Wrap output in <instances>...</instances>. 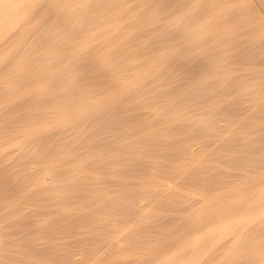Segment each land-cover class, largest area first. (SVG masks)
I'll return each instance as SVG.
<instances>
[{
    "label": "bare ground",
    "instance_id": "1",
    "mask_svg": "<svg viewBox=\"0 0 264 264\" xmlns=\"http://www.w3.org/2000/svg\"><path fill=\"white\" fill-rule=\"evenodd\" d=\"M124 1L125 0H0V52L4 50L9 52L11 49L10 51L14 53V49H17L20 44L24 45V53L21 51V47L18 48L20 49V51H18V56H15L13 59L9 57L11 59H8L10 62L0 69L1 81L7 83L12 81L10 84L13 87L20 83L19 86L21 87L22 82H25V86L23 87L27 88L31 85L29 83L35 82L34 85L39 86L34 87L32 90L36 91L40 88V92L43 86L42 88H45V91L49 89V91H47L50 93V90L56 89L55 85L67 70L66 60L73 59V57L76 59V56H82V53L85 55L89 54L95 50V47H99V51L101 54L103 53V55L99 54L100 57L93 58L90 62L85 61L84 65L89 66L91 69H88L93 71L94 74L96 71V74L89 76V74L91 75L89 70L88 72L90 73H88L87 77L85 79L83 78L84 80L80 79L79 77L85 75L87 71L85 69L82 71L84 66L82 69H78L79 66H77L76 73L79 72L78 77H75V79L69 77L71 81L68 82L71 83L67 86L68 89H66L67 91L65 93L57 94V92L62 91L63 85L66 86L68 82L65 84L62 83L63 85L58 84L57 86L62 88L61 90H59V88L58 91L56 90V94L58 95L56 97L62 98L63 95L65 97L66 94H74L78 95L80 100L86 101L87 98H89L87 94H89L88 92L90 91H85L84 89L87 90L90 87H94L95 84L101 83L100 80H103V78H106L105 81L103 80V82H105L104 84H106V81L108 84L107 87L106 85L104 87L106 88L104 89L105 94L103 93L104 97H97L98 94L96 93L95 105L89 106L88 103L82 105L83 107L76 111L78 112L76 115L77 120L76 117H74V120H76L74 122L75 138L72 143L80 144H75L76 146L74 144L72 146L71 144L66 145L65 148L67 149L65 150L70 152L72 149V153H74L82 144L85 145V148L87 146V150L84 148V145H82L81 148L85 150H82V152L79 150L80 152L74 153L73 157L66 158L65 155L64 157L63 155L60 156V159L57 157V162H63L57 166L51 164L52 167L49 165L50 162L52 163V160L56 164L59 163L55 161L54 157L50 162L48 159L46 160V155H49L52 150L49 153L45 151L46 154L42 161H46V164L44 163V165L40 167L37 166L38 168L36 167L35 170H31L30 173H28L29 177L27 176L28 178L26 184H24V188L14 191L17 198L15 194H7V196L5 194L3 198L6 197L8 199L10 196H14L16 200H23L27 203L36 201L35 203L38 204L37 206H40L39 212L41 214L49 213L52 209H58V211L62 210L61 212L59 211L61 216L59 215L60 217L58 220L63 221L67 226L72 225L71 220L68 218L70 217L67 213L68 211L66 212L65 210L67 204L66 200L68 198L84 200L98 196V203L95 202L96 205L100 203L98 206L101 205L105 208H111L117 207V204H121L117 203L118 197L119 201H121L120 199H122V201L125 199L124 202L121 201L124 204L120 205L122 206L120 208H123L125 213L127 212L128 214V212L135 211V213L141 212L140 215H142V211L145 210V207L151 206L152 204L154 205L155 202L159 201L158 199L160 198L158 196H162V198L166 196L165 199H167L168 196H173L174 200L175 194L177 193L179 195L178 191L176 192L175 190V194L173 193L174 195H172L173 186H171V182H173L174 186L184 183L185 185L189 184L193 188L190 194H196V200L194 199L192 201V198L188 199L187 197V199L183 198V202L181 200H176L179 201V203L181 201L182 204H180V209L175 207L176 209L174 210L176 211L174 212L181 213L180 210L188 211V209L195 207L193 205H196V203H200L201 205H199L201 207L199 208V206H196L199 210L195 208L192 209V211L195 209L196 212H194L193 217L188 214L192 217L189 221L186 222L187 218H184L186 224H181L177 229L178 231L180 230V236L175 239L176 241L174 240L171 242L170 240L169 243L167 242L168 239L166 240L165 237L166 243L163 242L164 240L161 242L165 243L167 247L170 245L171 247L167 248L164 244V246L156 248V250H154L155 255L153 254L152 256L151 254L153 252L150 253L146 250L149 249L153 251L150 242L156 239L150 240L145 236L142 240L147 241H145L146 243L144 242V244L150 245L149 247L151 249L145 248V252L150 253L153 260H155V262L153 260L152 262L155 264H172L173 260L176 258L179 259L178 262L174 261V263L177 262V264H198V262L199 264H205L203 260H207L208 256L206 258L202 250L206 248L209 249L210 247L208 248L207 245L206 248H201L203 245L202 243L200 246L202 250H198L200 248H197V244L199 241L202 242V238L211 234L212 231V237L218 232L217 236L219 239H217V242L221 239L224 240V243L220 241L224 244L223 246H225L223 249H226L229 243L234 240L231 235L241 228H243L244 231L246 229V231L244 233L240 232L243 233L244 236V241H240V243L245 242L247 244L248 240L250 243L252 240L254 242L257 238V236L254 235V231H256V233L264 232V218L255 222V219L259 218V215L261 216V214L264 213V120L258 121L259 123L254 125L255 129L250 130H253L254 133H258L259 131H257V129H259L261 133H258L259 138H255L254 136L256 135L254 134L251 139L240 144L232 143L230 139L221 137L218 138V142L215 138L220 150H234L235 152L237 151V154H239L238 152H244V150L245 152L254 153V155L249 154L252 155L249 159L243 158L245 159L244 162L240 160L242 158L240 156L244 153L239 154L240 156L234 153L228 154L230 156L222 154L228 157L225 159L231 171H228V168H225L226 171L224 168V170H217L214 167L215 165L212 167L210 166V169L214 167L216 170L211 169L210 171L209 165L206 167L204 164L207 160L203 158L199 159V157L197 158L196 153V150H199V147H203L210 137L213 138L218 135L221 128L217 120L220 118L229 123L235 122L241 118L242 120L247 119L249 116L251 117V114L264 115V81L261 82L264 77V68L262 69V67H264V0H132L130 2L126 0V2H129L128 4H130V6ZM132 5L136 7L133 8L131 7ZM130 7L136 10L129 9ZM140 23L141 26H143L142 29L141 27H137L138 29L140 28L139 33L143 30V34H146L144 31H146L147 34L144 40L140 41L138 38L139 41L135 44L134 38H136L135 36L138 37V35L133 36V34H135L133 32H136L134 29L136 28L132 30V27H136V25H140ZM157 33L160 37L157 36ZM243 34H249L251 38L242 40L240 35L244 36ZM140 35L143 36L142 34ZM30 36L34 37H32L33 42L26 40L27 37L29 39ZM77 38L80 39L78 40ZM130 40H132L134 45L132 43V45L130 44L131 46L129 45L131 42ZM68 43L69 46L67 45ZM45 48L49 49L47 51L55 53L51 56L49 52L44 50ZM255 48H257L260 53H258L260 58L258 59L257 57V60H255V55L257 54L254 53ZM42 50L46 51L43 53L44 55H40L39 53ZM37 51L39 52L37 53ZM99 51H94V54L98 55ZM7 52L3 53L4 56L3 54L0 55V62L1 59L3 60V57L8 54ZM19 52H22V55H20ZM251 52L254 53L255 57L253 59L255 61L252 59L253 53L250 54ZM78 59L79 58L76 59V62ZM64 61L66 63H62ZM1 63H4V61ZM38 64L39 66H37ZM259 65L262 66L261 69H259ZM34 67L39 69L37 73H35L36 70H34ZM32 69L35 72H33ZM68 73H70V71H68ZM261 73H263V77ZM65 74V76L68 77V74ZM61 79L60 82L62 81ZM76 79L84 82L86 81V85L84 82L81 84L82 86L85 85L86 88L80 87L77 83L80 81ZM8 87L9 89H6ZM8 87H3V90H11L12 92V89H10L11 86ZM16 88L13 89L16 90ZM27 88L24 90V93L28 92V94H30L31 92L29 91L31 90L29 89L32 87H29V89ZM259 88H261V90H259ZM42 90V94H46ZM21 91L18 93L17 97L24 94ZM5 93L4 91L3 94ZM35 93L36 92H34L33 96ZM91 93L93 92L91 91ZM28 94H25V96L22 95V99ZM89 95L91 96V94ZM4 96H6V94L3 95L2 98H4ZM9 96L8 98L11 100L15 98H11L13 95ZM31 96L28 95L27 97L31 100V98H33V96ZM28 98H26V100ZM48 98L50 97L48 96ZM37 100L41 101V98L38 96ZM8 101L9 104L11 102L12 108L14 101ZM70 101L68 106L72 107L74 103L72 104ZM32 102L35 103L33 100L30 104H32ZM245 102L246 104H244ZM8 103L6 104L8 105ZM64 118L66 119V117ZM262 118L264 117L262 116ZM80 119L83 122H80ZM240 124H243V122H240ZM245 125V127H248L247 123H245ZM253 132L250 133L253 134ZM205 137L207 141H205ZM257 139L262 141L258 146L254 145ZM195 144H197V147L193 149V145L195 146ZM62 146H64V144ZM97 148L98 150H96ZM237 149L242 151H238ZM65 150L63 151L64 153ZM83 151H86V154L83 153ZM226 151L224 154H226ZM249 155L246 154L244 157ZM224 160L222 161L224 162ZM68 165H71L70 169L64 173L62 167ZM50 171L55 172L51 174L52 172L50 173ZM225 177H229L230 179H223ZM231 177H234V179ZM236 177L241 181L239 184L237 183V185L233 184L234 186H231L233 182L239 181V179L237 181ZM223 183H225V185H222ZM191 187L190 189H192ZM111 194L115 196L117 194L116 199L114 196L112 197ZM190 194L187 196L189 197ZM244 194H248V198L245 203H242V200H239L238 197L242 196L245 198ZM236 198L238 202L234 201ZM142 200L143 202H141ZM184 200H187L189 203H186ZM176 201L171 202L175 204ZM239 201L242 203L241 205H239ZM20 202L21 201L17 203ZM114 202H116L115 206L113 204ZM176 204H178V202ZM5 205L9 210L8 213H10V216L12 213L14 216V218L11 216L13 219L10 220L9 223L14 224L16 221L14 220L16 218L14 214L18 212L16 209L19 206L16 208L11 202L5 203ZM156 205H154V207ZM103 207L99 208L103 209ZM54 211L56 212V210ZM113 212L114 214L117 213L115 211ZM197 212L199 213L198 217L196 216L198 215ZM182 213L185 214L184 211ZM73 214L75 215V213ZM16 216H18V213ZM178 217H174V219L172 216L169 217L167 215V217L162 216L159 218L160 220L166 218L165 221H163L164 219L162 220L163 224L169 226L173 221L175 224ZM204 217L209 218L207 220H202ZM123 218L124 221L127 220L125 217ZM112 220V218H105L102 224L104 229L102 228L101 231L104 230L102 234H106L107 237H109V240H107L109 245L113 246L114 244V246L117 247L120 246V243L123 244L122 241H124L126 237L122 233L124 228L122 229V226H117L118 223L116 224L115 220ZM160 220L158 223L155 221L157 223L156 226L154 225L155 223H151L153 227L155 226L158 228L159 225L161 227L162 221ZM179 222L181 223V221ZM100 226L101 225H99V229H101ZM129 226L130 224L127 227L129 228ZM131 229L132 228L129 230ZM166 229H169V227ZM144 230L145 229L141 231ZM123 231L125 233L126 228ZM132 231L133 229L130 231V234ZM153 231L156 232V230ZM98 233L101 232L98 231ZM147 233L149 234V232ZM130 234L126 236L130 237ZM138 234L141 235V233ZM143 234H145V232H143ZM239 237L242 236L239 235L237 238L239 239ZM169 238L171 237L169 236ZM237 238L235 239L237 240ZM91 239L94 243L95 238ZM78 240L80 239L78 238ZM212 242L213 241H211V243ZM233 243H235V240L232 244ZM250 243L247 247L250 245L252 246L253 243ZM40 244L41 243H39V246ZM232 244H230V246ZM104 245H101L103 246L102 248L105 247ZM214 245L211 247H215ZM31 246L33 247V245ZM235 246H239V248L242 247L240 244ZM216 247L221 248L222 246L220 247L218 245ZM235 248L232 253L229 252L231 254L230 256H232L234 252L238 254V250ZM242 248L244 249L246 246ZM242 248H240L239 251L243 253ZM3 249V245L0 242V250ZM43 249L38 248L34 250H36L37 253H42ZM92 249L97 250V248L94 247ZM157 249L161 251L163 249L165 250L159 255L158 253H161V251H157ZM94 250L90 251L94 252ZM138 250L140 249H137V251ZM99 251L100 250H98V252ZM98 252H96L97 255H99ZM208 252L210 251L208 250ZM215 252H217V250ZM250 252H252V250ZM147 253L145 254L146 256ZM205 253L207 254V252ZM221 253L222 252H220V254ZM218 254L219 252L217 255H214L218 256ZM254 254L255 252L253 255ZM243 255L240 254V256ZM235 256H233V258H236ZM261 256V260L263 261L264 254ZM3 257L4 255L2 258ZM203 257L206 259H203ZM200 258H202L201 262L199 261ZM238 259H235L237 263L233 264H244L242 263L244 260L238 263ZM71 260L74 263L76 261H74V259H69V261ZM256 261L258 260H255V262ZM228 262L230 264L232 260L229 259ZM253 262L254 260L250 262V264Z\"/></svg>",
    "mask_w": 264,
    "mask_h": 264
},
{
    "label": "rangeland",
    "instance_id": "2",
    "mask_svg": "<svg viewBox=\"0 0 264 264\" xmlns=\"http://www.w3.org/2000/svg\"><path fill=\"white\" fill-rule=\"evenodd\" d=\"M123 1V0H122ZM128 1V0H127ZM130 1H132V0H129V2ZM136 1V0H135ZM134 1V2H135ZM125 3H129V2H126V0L124 1ZM134 2H133V4H134ZM132 3V2H131ZM135 3H137V2H135ZM129 6H130V4H128ZM131 7H133V5L131 6ZM129 8V9H132V8ZM134 7H136L135 5H134ZM133 7V8H134ZM132 10H134V9H132ZM136 10V9H135ZM134 10V11H135ZM133 11V12H134ZM141 23H143V22H141ZM141 23H140V25H136V27H132V30L134 29V28H136V29H134V31H138L137 33L136 32H133V33H135V34H133V36H135V35H138V37L137 36H135L136 38H134L133 36V38H134V43L136 44V42H138L139 40L141 41V40H144L145 38H146V34H147V32L146 31H144V33H146V34H143V30L139 33V29L137 28V27H141V29H142V26H141ZM233 23V22H232ZM138 24V23H137ZM234 24V23H233ZM227 26V25H226ZM230 26H232V25H230ZM241 32V31H240ZM140 34H142L143 36H141ZM156 34V33H155ZM144 35H145V37H144ZM244 35V34H243ZM252 35V34H251ZM250 35V36H251ZM157 36H159L158 35V33H157ZM254 36V35H253ZM33 37V36H32ZM32 37L30 36L29 37V39H28V37H27V39L26 40H28V41H31V42H33L32 40ZM160 37V36H159ZM159 37H156V38H159ZM31 38V39H30ZM34 38V37H33ZM138 38H139V40H138ZM238 38H239V36H238ZM240 38H242V40L243 39H246V38H251V37H249V34L247 35V34H245L244 36H242V35H240ZM78 39V38H77ZM80 39V38H79ZM78 39V40H79ZM240 40V39H239ZM241 40V41H242ZM73 41V40H72ZM71 41V42H72ZM131 41V42H130ZM130 41H128V42H130L129 43V45L132 43L133 44V42H132V40H130ZM20 44V43H19ZM18 44V45H19ZM127 44V43H126ZM131 44V45H132ZM68 46H69V43L67 44ZM130 45V46H131ZM134 45V44H133ZM24 45L23 44H20V46L18 47V48H20L21 49V51L24 53V47H23ZM128 46V45H127ZM17 48V47H16ZM14 49V51L16 52H14L15 53V55H14V53L13 52H11L9 49H7V50H9V52H7L6 50H4L3 52H0V55H2L4 52H7L6 54V56L5 57H3L4 59L2 60L1 59V62L2 61H4V63H1L0 62V69H2L3 68V66L5 65V64H8V62H10L9 60H11V59H13V58H15V56H18V51H20V49ZM97 47H95V50L94 51H99V47L96 49ZM13 50V49H12ZM44 50H49V49H44ZM44 50H42V51H37V53L39 52L40 53V55H44L43 53H45L46 51H44ZM94 51H92L91 53H89V54H84V53H82L83 55V57L82 56H80V55H78V56H76V59L77 58H79L78 60H77V62H76V59L73 57V59L71 58V59H68V60H66V62H67V70L64 72V74L60 77V79L62 78V77H64V78H62L61 80V82H60V79L58 80V83L55 85L56 87V89L55 90H50V93L48 92L49 91V89H47L46 91L41 87V90L44 92V93H46V94H42V92H41V90H40V92H39V89L40 88H38V90H32L34 87H37V86H39V85H34V83L32 82V83H29V84H31L29 87L31 88V89H29V87L27 88V87H23V86H25V82L23 83L22 82V86L20 87L19 85L21 84H19V85H15L14 87L10 84L11 82H4V81H1L0 82V242L2 243V245H3V250H0V254L2 255H4V257L2 258V256L0 255V264H155V263H153L152 262V260H153V254H154V250H156V248H160V246H164V244L166 243V240L168 239V241L167 242H169L170 240H171V242L172 241H174L175 239H177L178 238V236H180L179 234V232H180V230L178 231L177 229L179 228V226H181V224H183V223H185L184 222V218L186 219V222L187 221H189L194 215V212H196V210H199V208L201 207L200 205V203H196V205H193V206H195V207H192L191 209H188V211L186 210H180L181 211V213H176V212H174V211H176V210H174V209H176V208H178V209H180V204H182V202H183V198H192L191 200L193 201L194 199L196 200V198H197V195L196 194H190V192H192L193 191V188L189 185V184H187V185H185V183L184 184H179V185H173V182H171L170 184H172L171 186H173V188H172V195H174L175 194V191L177 192L178 191V193H179V195L176 193L175 195L176 196H174V200H173V196L171 197V196H168V198L167 199H165L166 198V196L165 197H163L162 198V196H158L160 199H158L159 201L158 202H155V204L154 205H156L155 207H154V205L152 204L151 206H153V207H151V206H147V207H145V210H143L142 211V215H140V213L139 212H136L135 213V211H133V212H128V214H127V212L125 213V210L123 211V208L121 209L120 207H122V206H120L121 204L123 205L124 203H122V202H124V200L125 199H123V201H122V199H120L121 201H119L118 200V197H117V194H116V196L114 195V194H111V196L113 197H115V199H116V197H117V203H121L120 205L119 204H117V207L115 206L116 204V202H114L113 204H114V206L115 207H111V208H113V209H111L110 207L109 208H105V207H103V206H98L99 204H97L96 205V203H98L97 202V200H98V196L97 197H93V198H88V199H84V200H77V199H71V198H68L66 201H67V204H66V208H65V210H66V212L68 213V215L72 218H70V217H68L70 220H71V222H72V225H67L66 226V224H64V222L63 221H59L58 220V218L61 216V214H59L62 210H59L58 211V209H52V210H50L49 211V213H46V214H41L39 211H40V206H37L38 204L37 203H35L36 201H32V202H24L23 200H16V198H17V196H16V194H15V192L14 191H17V189H19L20 190V188L21 189H23L24 188V184H26V181H27V178L29 177L28 175V173H30V171L31 170H35V168L37 167V166H42V165H44V163L46 164V161L44 162V161H42L43 160V158L45 157V154L48 152H50L51 150H52V152L51 153H49V155L47 154L46 155V160L48 159L49 160V162H50V160L51 159H54L55 158V161L57 162V160H58V158L60 157V156H62L63 155V157H64V155L66 156V158H70V157H73V155H74V153H77V152H80L79 150H81V152H82V150H87V146H86V148H85V145L84 144H82V145H84V148L82 149L81 147H82V145H81V147L80 146H78V147H80L79 149L77 148V147H75L76 145H79V144H76V143H72L74 140V138H75V136H74V134H75V131H74V122L77 120V117H76V115H77V113L78 112H76L77 111V109H80V108H82L83 106L82 105H84V104H86V103H88V105L90 106V105H95V100H96V95L98 94V96L97 97H104V89H106V88H104L105 87V85H106V87H107V81H106V84H104L105 82H103V80L105 81V79L103 78V80H100L101 81V83H97V84H95L94 85V87H90V88H88L87 90L86 89H84L85 91H90V92H88L89 94H91V96L89 95V94H87L88 95V97L89 98H87V100L85 101V100H80L79 98H78V95H67L66 94V98L64 97V95L62 96V98H58V97H56V96H58L57 94H59V93H65L67 90L66 89H68V87L67 86H69L70 85V83L68 82V81H71V79H69V77L70 78H72V79H75V77H78V75H79V72L78 73H76L77 71V66H79L78 67V69H82V67L85 65V61L86 62H90L91 60H93V58H96V57H100V55L99 54H101V52L99 51L98 52V55L97 54H94L95 52ZM21 52V53H22ZM47 52H49V51H47ZM20 53V52H19ZM20 53V55H22ZM36 53V54H37ZM50 53V55L52 56L55 52H49ZM97 53V52H96ZM253 52H251L250 54H252ZM254 53H259V51H258V49L257 48H255V52ZM254 53L252 54V59L255 57V60H257L256 58L258 57V59L260 58V56H259V54L257 55H255L254 56ZM17 54V55H16ZM14 55V56H13ZM38 55V54H37ZM101 55H103V53L101 54ZM3 56H4V54H3ZM91 56V57H90ZM9 57H11V59L9 58ZM81 57H82V59H81ZM1 58V57H0ZM83 58H85V59H83ZM89 60H88V59ZM9 59V60H8ZM81 59V60H80ZM87 59V60H86ZM254 60V59H253ZM254 60V61H255ZM5 61H7V62H5ZM71 61V62H70ZM79 61V62H78ZM65 61L64 62H62V63H66ZM72 62H73V65H72ZM76 62V63H75ZM82 62V63H81ZM71 63V64H70ZM75 63V64H74ZM69 65V66H68ZM75 65V66H74ZM37 66H39V64L37 65ZM5 67V66H4ZM72 67V68H71ZM76 67V68H75ZM259 69H261V65H259ZM35 69L34 70H36V72L33 70V72H35V73H37L38 71L37 70H39L37 67H34ZM70 68V69H69ZM88 68H90L89 66H84L83 67V70L82 71H84V69L87 71V73L85 74V75H83V76H80L79 78L80 79H85L86 77H87V75H88V73H90L91 72V75L89 74V76H93V75H95L96 74V71H95V74H94V72L93 71H91L90 69H88ZM264 67H262V69H263ZM73 69H75V70H73ZM90 70V72H88ZM68 71H70V73H68ZM75 71V72H74ZM33 72H32V75H33ZM73 72V73H72ZM65 73H67L68 74V77L67 76H65L66 74ZM74 73H76L77 74V76H76V74H74ZM264 73V72H263ZM263 73H261V75L263 74ZM75 75V76H74ZM73 76V77H72ZM262 77H263V75H262ZM262 77H260V78H262ZM63 79H65V80H63ZM83 79V80H84ZM77 81H80V82H77L78 84H79V86L81 87L82 85V83L84 82V81H82V80H78V79H76ZM259 80H261V79H259ZM82 81V82H81ZM264 81V77L262 78V80H261V82H263ZM4 82V83H3ZM66 82H68V83H66ZM102 82H103V84H102ZM65 84L66 83V86L65 85H63V84ZM86 83V81L84 82V84ZM4 85V86H2V85ZM6 84V85H5ZM28 84V83H27ZM26 84V85H27ZM58 84H62L63 85V88L62 87H58L57 85ZM83 84V85H84ZM99 84H101V85H99ZM62 85H59V86H62ZM86 85V84H85ZM85 85L84 86H82V88H86L85 87ZM97 85V86H96ZM5 86H11V88L10 89H12V92H11V90H3V87H5ZM20 88H19V87ZM28 86V85H27ZM15 89L16 87L17 88H19V89H17L16 88V90H14L13 88ZM103 87V88H102ZM26 88L27 89H29V90H31V91H29V92H33L32 94L30 93V94H28V92L27 93H24V90H26ZM47 88V87H46ZM58 88H59V90H61V88H62V91L61 92H57V94H56V90L58 91ZM94 88V89H93ZM6 89H9V87L8 88H6ZM102 89V90H101ZM22 90V91H21ZM94 90V91H93ZM259 90H261V88H259ZM263 90H264V87H263ZM262 90V91H263ZM4 91L6 92L5 94H6V96H4V98H2V96L3 95H5V94H3L4 93ZM22 92V93H24V94H22V95H24L25 96V94H28L29 96H33V94H34V92H36L35 93V95L34 96H36V97H34L33 96V98H36V99H33V98H31V100H30V98H28L27 96L28 95H26V97L24 98V99H22L23 98V96L21 95V93H20V95L21 96H19V97H17L18 96V93L19 92ZM53 91V92H52ZM91 91L93 92V93H91ZM103 91V92H102ZM48 92V93H47ZM102 92V93H101ZM3 95H2V94ZM7 93H8V95H7ZM17 93V94H16ZM97 93V94H96ZM104 93V94H103ZM39 94V95H38ZM49 94V95H48ZM96 94V95H95ZM9 95H13V96H11V98H13V97H15V98H13V100H11L10 98H8V97H10ZM16 95V96H15ZM53 95V96H52ZM62 95V94H61ZM31 96V97H32ZM38 96L41 98V101L40 100H37V98H38ZM48 96L50 97V98H48ZM55 96V97H54ZM73 96V97H72ZM95 96V97H94ZM53 97V98H52ZM64 97V98H63ZM26 98H28L27 100H26ZM73 100H72V99ZM4 99V100H3ZM14 99H15V101H14ZM18 99V100H17ZM67 99V100H66ZM69 99V100H68ZM79 99V100H78ZM8 100H10V101H14V103H17V104H12V108H11V102H10V104L8 103L9 101ZM26 100V101H25ZM28 100H30V101H28ZM35 101V103H33L32 102V104H30V102L31 101ZM71 100V101H70ZM8 101V102H7ZM23 101V102H22ZM39 101V102H38ZM68 101V102H67ZM69 101L73 104V106L72 107H70V106H68V104H69ZM6 103H8V105L6 104ZM20 103V104H19ZM91 103V104H90ZM248 103V102H247ZM244 104H246V102L244 103ZM14 106V107H13ZM15 106H17V107H15ZM9 107V108H8ZM24 107V108H23ZM254 115V116H253ZM251 114V117L249 116V118H247V119H243L242 120V118L241 119H239V120H237V121H235V122H229V123H227L225 120H223L222 118H217V119H219V120H217V123L220 125V128H221V130L218 132V135L217 136H215V137H213L214 139L216 138L217 140H218V138H228V139H230L229 141L230 142H232V143H235V144H240V143H243L244 141H246V140H248V139H251L253 136H254V134L256 135V136H254L255 138L257 137V138H259L258 137V135L259 134H261L260 133V130L259 129H257V131H259L257 134L256 133H254L253 132V130L255 129V127H254V125L255 124H257V123H259L260 122V120L261 121H263L264 120V118H262V116L264 117V115H259V114ZM261 116V117H260ZM64 117H66V119L64 118ZM74 117H76V120H74L75 118ZM257 117V118H256ZM15 118V119H14ZM68 118H70V119H68ZM15 120V121H14ZM12 121H13V123H12ZM80 122L82 121L81 119L79 120ZM259 121V122H258ZM1 122H2V124H1ZM83 122V121H82ZM240 122H243V124H244V126H243V124H240ZM245 123H247V125H248V127H245L246 125H245ZM225 125V126H224ZM239 126V127H238ZM6 127V128H5ZM237 128H238V130H237ZM251 129H253L252 131H250ZM9 130V131H8ZM65 131V132H64ZM245 131V132H244ZM250 132H253V134H251ZM244 133V134H243ZM9 134V135H8ZM249 134V135H248ZM243 135V136H242ZM247 135V136H246ZM62 136V137H61ZM233 137V138H232ZM247 137V138H246ZM212 137H210V139L207 141L206 140V137L204 138L205 139V141H207L206 142V144H204L203 145V147H199L200 149L199 150H196V153H197V158L199 157V159H201V158H203V159H206L207 161L204 163L205 164V166L207 167L208 165H209V170L211 171V169H214V167L217 169V170H224L225 168H228V171H231V170H229V169H231L228 165V163H226L227 162V160L225 159L227 156H230V155H228V154H235V155H238V156H240L239 154H242V153H244V154H242V156H240V157H242L240 160L242 161V162H244L245 161V159H243V158H246V159H249V157L250 156H252V155H254V153H250V152H248V151H246L245 152V150H244V152H242V153H240V152H238L239 154H237V151L235 152L234 150H232V151H229V150H227L226 151V149L224 150V149H222V150H220L219 148H218V142H219V140H218V142H217V140L215 141L214 139H213ZM235 138V139H234ZM213 141H215V142H213ZM234 139V140H233ZM254 139V138H253ZM259 139H257V141H258ZM55 141V142H54ZM71 141V142H70ZM253 141V140H252ZM255 141V140H254ZM256 141V142H257ZM213 142V143H212ZM238 142V143H237ZM254 143V145H256V146H258L259 144H261L262 143V141L261 140H259L257 143ZM261 142V143H260ZM85 143V142H84ZM88 143V142H87ZM87 143H86V145H87ZM216 143V144H215ZM252 143V142H251ZM64 144V146H62ZM69 144H71V146L74 144H76L75 146H73V147H75L76 149H78V150H76V152L74 151V153H72V149L70 150V152H67L68 150H65V149H67V148H65L66 147V145H69ZM56 147H55V146ZM59 145V146H58ZM200 145V144H199ZM198 145V146H199ZM207 145V146H206ZM254 145H252V146H254ZM54 146V147H53ZM250 146H251V144H250ZM48 147V148H47ZM50 147V148H49ZM53 147V148H52ZM57 147H60V148H57ZM89 147V146H88ZM192 147V146H191ZM196 147H197V144H195V146L193 145V149L195 148L196 149ZM99 148V147H98ZM98 148L96 149V150H98ZM243 148V147H242ZM92 149V148H91ZM49 150V151H48ZM55 150V151H54ZM65 150V153L63 152ZM92 150H95V149H92ZM218 150V151H217ZM224 150V151H223ZM238 151H242V150H240V149H237ZM247 150V149H246ZM45 151H46V153H45ZM225 151H226V154H224L225 153ZM44 152V153H43ZM57 152V153H56ZM86 152V151H85ZM84 151H83V153H85ZM88 152V151H87ZM230 152V153H229ZM59 153V154H58ZM62 153V154H61ZM67 153H69V154H67ZM83 153H80V154H83ZM71 154V155H70ZM86 154V153H85ZM227 155L226 157L225 156H223V155ZM246 154L247 155H249V154H252V155H249V156H247V157H244V156H246ZM53 155V156H52ZM69 155V156H68ZM224 157H222V156ZM244 155V156H243ZM43 156V157H42ZM68 156V157H67ZM54 157V158H53ZM58 157V158H57ZM255 157V156H254ZM50 158V159H49ZM65 158V159H66ZM223 158V159H222ZM228 158V157H227ZM57 159V160H56ZM60 159V158H59ZM64 159V160H65ZM224 160V162L222 161V160ZM243 159V160H242ZM45 160V159H44ZM68 160V159H67ZM222 161V162H221ZM48 162V161H47ZM63 162V161H62ZM61 161H58L57 163H59V164H56L55 162H53V160H52V163L50 162L49 163V165L52 167V165L54 164V165H60L61 163H62ZM207 162H208V164H207ZM220 163V164H219ZM52 164V165H51ZM224 164V165H223ZM215 165V166H214ZM218 165V166H217ZM221 165H222V168H221ZM56 166H54V167H56ZM70 166L71 165H68V166H65V167H62L63 168V170H64V173H65V171L67 172L69 169H70ZM210 166L212 167V166H214L213 168H211L210 169ZM220 166V167H219ZM224 166H226V167H224ZM38 168V167H37ZM65 168V169H64ZM220 168V169H219ZM224 168V169H223ZM3 169V170H2ZM61 169V168H60ZM216 169H214V170H216ZM2 171V172H1ZM58 171V170H57ZM225 171H226V169H225ZM52 172V173H51ZM53 172H55V171H50V173L51 174H53ZM60 172V171H59ZM4 173V174H3ZM58 173V172H57ZM62 173H63V171H62ZM55 174V173H54ZM56 175H58V174H56ZM64 175V174H63ZM28 176V177H27ZM231 178H233L234 179V177H231ZM6 179V180H5ZM223 179H230L229 177H225V178H223ZM236 179H237V181H238V177H236ZM235 179V180H236ZM20 180V181H19ZM6 181V182H5ZM241 180L239 179V181L238 182H233L232 184H231V186L234 184V185H237V183L239 184V182H240ZM21 183V184H20ZM236 183V184H235ZM5 184V185H4ZM18 184V185H17ZM16 185V186H15ZM182 185H184V186H182ZM222 185H225V183H223ZM233 185V186H234ZM20 186V187H19ZM182 186V187H181ZM19 187V188H18ZM180 187V188H179ZM187 187V188H186ZM190 187L192 188V189H190ZM225 187V186H224ZM9 189V190H7V189ZM15 188H16V190H15ZM178 188V189H177ZM3 189V190H2ZM177 189V190H176ZM175 190V191H174ZM180 190V191H179ZM3 191H5V192H3ZM183 191V192H182ZM8 192V193H7ZM181 192V193H180ZM174 193V194H173ZM186 193H188V194H190L189 195V197L187 196L188 194H186ZM4 194V195H3ZM5 194H6V196H7V194L8 195H13V194H15V197L14 196H10V198H6V197H4L3 198V196H5ZM178 195V196H177ZM182 195H185V196H182ZM245 195V198H243L242 196H240V197H238V199L239 200H242V203H245V201H246V199L248 198V194H244ZM243 195V196H244ZM182 196V197H181ZM190 196H193V197H190ZM157 197V198H158ZM169 197H171V198H169ZM176 197V198H175ZM181 197V198H180ZM200 197V196H199ZM186 198V199H187ZM10 199V200H9ZM172 199V200H171ZM238 199L236 198L234 201L235 202H238ZM5 200H6V202H5ZM13 200V201H12ZM69 200H70V204H69ZM99 200H100V198H99ZM144 200V199H143ZM143 200L141 201V202H143ZM162 200V201H161ZM176 200H181L180 201V203H179V201H176ZM237 200V201H236ZM16 201V202H15ZM19 201H21L20 203H17V202H19ZM145 201V200H144ZM160 201H161V203H160ZM168 202V203H166V202ZM175 202L176 201V203L178 202V204H174V203H172V202ZM185 201V200H184ZM9 202H11V203H13V206H15L17 209L16 210H18V216H16L17 215V213H15L14 215H15V219L14 220H16L15 221V223L14 224H10L9 223V221L10 220H12L13 218H14V216H13V213L11 214V216H13V218L10 216V213H8V209H7V207H6V205H5V203L7 204V203H9ZM73 202V203H72ZM96 202V203H95ZM101 202V201H100ZM186 203H189L187 200L185 201ZM191 202V201H190ZM234 202V203H235ZM102 203V202H101ZM160 203V204H159ZM164 203V204H163ZM242 203H240V201H239V205H241ZM27 204V205H26ZM93 204V205H92ZM166 204V205H165ZM200 204V205H199ZM35 205V206H34ZM69 205H70V207H69ZM96 205V206H95ZM179 205V206H178ZM236 205V204H235ZM238 205V204H237ZM88 206V207H87ZM196 206H199V208L197 209L196 208ZM6 207V208H5ZM86 207V208H85ZM99 207H103V209L102 208H99ZM124 207V206H123ZM168 209H167V208ZM176 207V208H175ZM240 207V206H239ZM119 208V209H118ZM193 208H195L193 211H192V209ZM121 209V210H120ZM167 209V210H166ZM172 209V210H171ZM6 210V211H5ZM54 210H56V212L54 211ZM74 210V211H73ZM94 210V211H93ZM118 210H120L119 212H117ZM6 213H5V212ZM113 211H115V212H117L116 214H114V212ZM146 211V212H145ZM171 211H173V212H171ZM177 211H179V210H177ZM179 211V212H180ZM185 212V214L184 213H182V212ZM37 212V213H36ZM72 214H71V213ZM124 212V213H123ZM145 212V213H144ZM73 213H75V215H77V216H75ZM131 213V214H130ZM169 213H170V215H169ZM198 213V212H197ZM196 213V214H197ZM23 214V215H22ZM112 214V215H111ZM123 214V215H122ZM183 214V215H182ZM191 216L192 215V217H190L189 215ZM60 215V216H59ZM73 215V216H72ZM79 215V216H78ZM144 215V216H143ZM167 215L169 216V217H178V215H179V217L177 218L178 219V222H177V219H176V225L174 224V221L171 223V225H169V226H165V224H163V221H165V219L163 220L162 218V220H160V218L159 217H167ZM187 215V216H186ZM9 216V217H8ZM46 216V217H45ZM75 216V217H74ZM81 216V217H80ZM85 216V217H84ZM90 216V217H89ZM197 217L199 216V213H198V215H196ZM74 217V218H73ZM112 218L113 220L112 221H114L115 220V223L117 224V226H122V229L123 230H125V228H126V232L124 233V231L122 230V233L124 234V236L126 237L125 239H124V241H122L123 242V244L122 243H120V246H117V247H115L114 246V244H113V246H111V245H109V243L107 242V240H109V237H107V235L105 234H102V232L104 231H101L102 230V228L104 229V227H103V222H104V219L105 218ZM120 219H118V218ZM121 217V218H120ZM123 217H125L127 220H125L124 221V218ZM131 217V218H130ZM188 217H190V218H188ZM56 218V219H55ZM86 218V219H85ZM95 218V219H94ZM141 218V219H140ZM209 218V217H208ZM207 217H204L202 220H207L208 219ZM261 218H264V213L263 214H261V216L259 215V218H256L255 219V222H257V221H259ZM8 219V220H7ZM39 219V220H38ZM81 219V220H80ZM89 219V220H88ZM103 219V220H102ZM117 219V220H116ZM157 219V220H156ZM175 219V218H174ZM182 219V220H181ZM30 220V221H29ZM51 220V221H50ZM57 220V221H56ZM80 220V221H79ZM86 220V221H85ZM129 220H132V221H129ZM159 220L160 221H162V226L160 227V225H159V227L157 228V227H155L156 225H157V223L159 222ZM59 221V222H58ZM136 221H138V222H136ZM146 223H145V222ZM154 221V222H153ZM157 223H156V222ZM179 221H181V223L179 222ZM25 222V223H24ZM26 222H27V224H26ZM142 222V223H141ZM33 223V224H32ZM36 223H38V224H36ZM49 223V224H48ZM62 223V224H61ZM91 223V224H90ZM151 223H155L154 225V227H153V224H151ZM164 223H166V222H164ZM52 224V225H51ZM78 224V225H77ZM84 224V225H83ZM120 224V225H119ZM130 224V226H129V228L127 227L128 225ZM137 224V225H136ZM186 224V223H185ZM41 225V226H40ZM83 225V226H82ZM99 225H101L100 226V228L101 229H99ZM141 225V226H140ZM146 225V226H145ZM167 225H168V223H167ZM184 225V224H183ZM29 226V227H28ZM38 226V227H37ZM71 226V227H70ZM124 226V227H123ZM126 226V227H125ZM139 226V227H138ZM143 226V227H142ZM170 226H171V228H170ZM204 226V225H203ZM35 227V228H34ZM41 227V228H40ZM137 227V228H136ZM167 227H169V229H166ZM176 227V228H175ZM202 227V226H201ZM39 228V229H38ZM130 228H132L133 229V234H132V232H131V234H130V231L132 230H129ZM135 228V229H134ZM142 228V229H141ZM147 228V229H146ZM154 228V229H153ZM174 228V229H173ZM30 231H29V230ZM47 229V230H46ZM94 229V230H93ZM127 229H128V231H127ZM143 229H145L144 231H141V230H143ZM198 229V228H197ZM46 230V231H45ZM57 230V231H56ZM60 230H61V232H60ZM68 230V231H67ZM70 230V231H69ZM149 230H151V231H149ZM153 230H156V232L155 231H153ZM243 228H241V229H239L236 233H234V234H232L231 235V237H233V239L235 240V243H233L232 244V242H234V240H232L230 243H229V245H228V247L226 248V249H223V247H225V246H223L224 244H222V243H224V240H219L218 242H217V239H219V237L217 236L218 235V232H217V234L216 235H214L213 237H214V239H213V237H212V232H211V234H208L207 236H205V237H203L202 238V242L201 241H199V243L197 244V248H200V246L202 245V243H203V247L201 246V248H206V246L208 245V248L209 249H207V251H206V249H204V250H202L201 248L200 249H198V250H202V251H204V254H205V256H206V258H207V256H208V258H207V260H203V262H205V264H224V262L225 261H227V259H228V261H229V259L230 260H232V262H230V264H233V263H237V259H238V263H239V261H242V260H244L242 263H244V264H250V262H252L253 260H254V262L253 263H251V264H256V263H259V262H262V263H259V264H264L263 263V261H264V258H263V261L261 260L262 259V254H264V232H257L256 233V231H254V235H256L257 236V238L254 240V242H253V240L251 241V243L249 242V240L247 241L248 243L246 244L245 242V246H246V248H242V247H245L244 246V243H240V241H244V236H243V233L246 231V229H245V231L243 230ZM56 231V232H55ZM98 231L99 232H101V233H98ZM158 231V232H157ZM28 232V233H27ZM33 232V233H32ZM93 232V233H92ZM143 232H145V234H143ZM147 232H149V234L147 233ZM155 232V233H154ZM170 232H171V234H170ZM240 232H243V233H240ZM46 235H45V234ZM98 234V236H97V234ZM121 233V234H122ZM127 233V234H126ZM138 233H141V235L140 234H138ZM147 233V234H146ZM214 233H215V230H214ZM260 233V234H259ZM122 234V235H123ZM130 234V237L129 236H126V235H129ZM151 234V235H150ZM161 234V235H160ZM207 234V233H206ZM248 234V233H247ZM102 235V236H101ZM131 235H133V236H131ZM165 235V236H164ZM175 235V236H174ZM242 236V237H239V239L237 238L238 236ZM244 235H246V234H244ZM253 235V234H252ZM95 236H97V237H95ZM104 236H105V238H104ZM148 237L150 240H152V239H156V240H154V241H151L150 242V244L152 245L151 246V248H153L152 250L153 251H150L149 249H145V248H150L149 246V244H144V242L146 241H144V240H142V238L143 237ZM150 236V237H149ZM164 237V239H163V237ZM169 236L172 238H169ZM88 237V238H87ZM103 237V238H102ZM133 237H134V239H133ZM165 237H166V240H165ZM207 237V238H206ZM216 237V238H215ZM78 238L80 239V240H78ZM91 238H95L94 239V243H93V240L91 239ZM96 238H98V239H96ZM235 238H237V240L235 239ZM263 238V239H262ZM87 239V240H86ZM128 241H127V240ZM161 239V240H160ZM204 239V240H203ZM225 239V238H224ZM77 240V241H76ZM106 241V243H105V241ZM135 240V241H134ZM137 240V241H136ZM160 240V241H159ZM164 240V241H163ZM216 242H215V241ZM10 241V242H9ZM99 241V242H98ZM142 241V242H141ZM157 241V242H156ZM165 242V243H161V242ZM176 241V240H175ZM203 241H205V242H203ZM211 241H213L212 243H211ZM220 241H222V243L220 242ZM31 242H32V244H31ZM37 242V243H36ZM48 244H46V243ZM92 242V243H91ZM128 242H130V243H128ZM147 242V241H146ZM145 242V243H146ZM153 242V243H152ZM155 242V243H154ZM215 242V243H214ZM39 243H41L42 244V246H41V244H40V246H39ZM52 243V244H51ZM104 245V243H105V251H104V248H102L103 246H101L102 244ZM149 243V242H148ZM159 243V244H158ZM170 243V242H169ZM215 245H214V244ZM217 243V244H216ZM221 243V244H220ZM249 243L250 244H252V246L250 247H247L248 245H249ZM44 244V245H43ZM55 244V245H54ZM90 244H92V245H90ZM101 244V245H100ZM130 244V245H129ZM137 244V245H136ZM162 244V245H161ZM212 244V245H211ZM230 244H232L231 246H230ZM237 244H240V246H242V247H240V248H242L243 250V253L242 252H240L239 251V246H235V245H237ZM31 245H33V247L31 246ZM36 245H38V246H36ZM49 246V247H47V246ZM98 245V246H97ZM100 245V246H99ZM215 246V247H211V246ZM222 246L221 248H218V247H216V246ZM29 246V247H28ZM43 246H45V247H43ZM92 246V247H91ZM110 246V247H109ZM133 246H134V248H133ZM154 246V247H153ZM157 246V247H156ZM165 246L167 247V245L165 244ZM173 246V245H172ZM254 246H255V248H254ZM44 249H43V248ZM97 248V250L95 249H92V248ZM103 249H101V248ZM139 247V248H138ZM165 247V248H166ZM169 247H171V245L169 246ZM169 247H167V248H169ZM237 248V250H238V254L236 253V252H234L235 254H236V256H235V254L233 253V255L232 256H230L231 254L230 253H232L233 251H234V248ZM259 249H258V248ZM43 249L42 250V253L40 252H38L37 253V251L36 250H34V249ZM49 248H51V249H49ZM98 248H100V249H98ZM143 248V249H142ZM150 248V249H151ZM163 248V247H162ZM161 248V249H162ZM166 248V249H167ZM215 250H214V249ZM235 248V249H236ZM248 248V249H247ZM46 249V250H45ZM128 251H127V250ZM134 249V250H133ZM137 249H140V250H138L137 251ZM213 249V250H212ZM233 249V250H232ZM32 250H34V251H32ZM55 250V251H54ZM90 250H94V252H91ZM98 250H100L99 252H98ZM118 250V251H117ZM132 250V251H131ZM136 250V251H135ZM145 250L146 251H149L150 253L151 252H153L151 255H150V253L148 252H145ZM161 251L160 249H157V251ZM163 250H165V249H163ZM162 250V251H163ZM208 250L212 253H210V252H208ZM217 250V252H215ZM220 250V251H219ZM223 250V251H222ZM252 250V252H250ZM259 250V251H258ZM27 251V252H26ZM51 251V252H50ZM75 251V252H74ZM126 251V252H125ZM162 251H161V253L159 252H157L159 255H161L162 254ZM213 251V252H212ZM29 252H30V254H29ZM44 252V253H43ZM65 252V253H64ZM91 252V253H90ZM96 252H98L99 253V255H97L96 254ZM111 252V253H110ZM117 252V253H116ZM145 252V253H144ZM205 252H207V254L205 253ZM215 252V253H214ZM219 252V254H218V256H215V255H217V253ZM220 252H222L221 254H220ZM230 252V253H229ZM239 252H240V254H245V255H243V256H240V254H239ZM255 252V254L253 255V253ZM261 252H263V253H261ZM34 253V254H33ZM51 253V254H50ZM94 253H95V256H94ZM128 253V254H127ZM140 253V254H139ZM147 253V256L149 257H147L145 254ZM259 253V254H258ZM261 253V254H260ZM157 254V255H158ZM204 254H203V256H204ZM215 254V255H214ZM222 254H224V255H222ZM247 254V255H246ZM47 255V256H46ZM155 255V254H154ZM209 255H210V257H209ZM222 255V256H221ZM227 257H226V256ZM260 255V256H259ZM49 256V257H48ZM74 256V257H73ZM144 256V257H143ZM212 256V257H211ZM215 256V257H214ZM233 256H235L236 258H233ZM261 257V258H259V257ZM8 257V258H7ZM157 257V256H156ZM220 257V258H219ZM238 257V258H237ZM240 257H242V258H240ZM247 257V258H246ZM249 257H252L253 258V260H252V258H249ZM63 258V259H62ZM78 258V259H77ZM96 258V259H95ZM139 258V259H138ZM205 257H203V259H204ZM205 258V259H206ZM218 258V259H217ZM247 259V260H245V259ZM69 259H74V261H75V263L72 261H69ZM136 259V260H135ZM148 259V260H147ZM202 258H200V262L202 261L201 260ZM236 259V260H235ZM223 262H222V261ZM255 260H258V261H256L255 262ZM260 260V261H259ZM135 261V262H134ZM154 262H155V260H153ZM174 261H179V259H175V260H173V262H172V264L174 263ZM225 262V264H229V262ZM236 261V262H235ZM177 262H175L174 264H177ZM198 264H199V262H198ZM201 264V263H200Z\"/></svg>",
    "mask_w": 264,
    "mask_h": 264
}]
</instances>
